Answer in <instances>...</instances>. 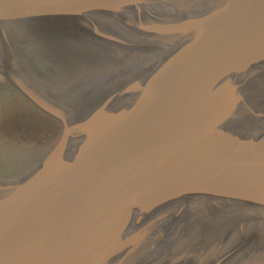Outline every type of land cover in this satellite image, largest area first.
<instances>
[{"label":"water","instance_id":"obj_1","mask_svg":"<svg viewBox=\"0 0 264 264\" xmlns=\"http://www.w3.org/2000/svg\"><path fill=\"white\" fill-rule=\"evenodd\" d=\"M0 264H264V0H0Z\"/></svg>","mask_w":264,"mask_h":264}]
</instances>
